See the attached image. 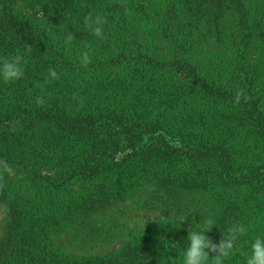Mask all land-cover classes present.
I'll return each mask as SVG.
<instances>
[{
  "label": "rangeland",
  "instance_id": "374dc122",
  "mask_svg": "<svg viewBox=\"0 0 264 264\" xmlns=\"http://www.w3.org/2000/svg\"><path fill=\"white\" fill-rule=\"evenodd\" d=\"M225 1L0 0V55L31 47L0 80V264H182L208 215L214 242L249 225L226 261L244 264L264 228V0Z\"/></svg>",
  "mask_w": 264,
  "mask_h": 264
},
{
  "label": "clouds",
  "instance_id": "9594fccd",
  "mask_svg": "<svg viewBox=\"0 0 264 264\" xmlns=\"http://www.w3.org/2000/svg\"><path fill=\"white\" fill-rule=\"evenodd\" d=\"M97 36L102 35L101 29L96 27ZM70 40L71 37L69 36ZM31 53V47L26 46L23 52L18 51L16 54L0 55V80L12 82L19 80L24 76V64L26 57ZM82 63L87 64L91 58L87 53L82 55ZM49 77L57 79L58 73L54 69H49ZM239 94H237V100ZM38 104L44 103L42 96H37ZM185 220V215L178 222ZM201 221V220H200ZM194 222L187 230L185 243L180 248V259L182 264H226L235 252L239 251L238 242L249 233V225L241 222H234L221 233L218 242L206 235V232L213 226L217 225L216 219L212 215L203 218V222ZM247 248L242 252L244 264H264V228L251 235L246 239ZM178 245V244H177ZM171 242L170 247L177 246Z\"/></svg>",
  "mask_w": 264,
  "mask_h": 264
},
{
  "label": "trees",
  "instance_id": "16d2710c",
  "mask_svg": "<svg viewBox=\"0 0 264 264\" xmlns=\"http://www.w3.org/2000/svg\"><path fill=\"white\" fill-rule=\"evenodd\" d=\"M194 2L198 3L201 7H206L209 10H211L212 8H215L216 6H224L226 3L225 0H193ZM209 15V14H207ZM12 20H14L15 23H17L16 18H12ZM19 24V23H18ZM20 25V30L22 31V33L25 34V31L23 30V25ZM30 37L33 36L32 32H28ZM103 127L105 128L106 132L104 134V136H106V134L108 133V136L111 137L110 138V142H112L113 147H117L119 146V142H118V134L117 131L119 130V128H117L114 124V119H106L103 120ZM125 132H130V136L131 139L133 140V144L136 143L135 141V134L136 132H138V128H135L134 130L131 128L130 125H126L125 128ZM129 143L130 141L127 140ZM119 144V145H118ZM111 145V146H112ZM150 145H159V146H147L149 148H154L157 151H164L166 154H171V153H176V154H188L191 150H193L194 154H196V156H199V152L197 149H193V148H186V146H178L174 143L168 144V142L166 141V139L164 140V138H160L158 140H156L155 138H153V140H151ZM136 147V146H134ZM200 150V148H198ZM113 152V150H112ZM186 152V153H184ZM203 154V153H202Z\"/></svg>",
  "mask_w": 264,
  "mask_h": 264
}]
</instances>
